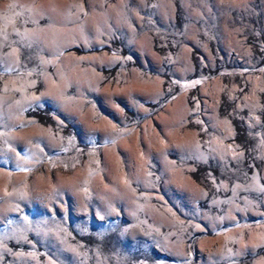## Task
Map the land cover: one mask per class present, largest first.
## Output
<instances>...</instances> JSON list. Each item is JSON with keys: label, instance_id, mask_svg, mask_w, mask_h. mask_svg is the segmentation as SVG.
<instances>
[{"label": "rangeland", "instance_id": "rangeland-1", "mask_svg": "<svg viewBox=\"0 0 264 264\" xmlns=\"http://www.w3.org/2000/svg\"><path fill=\"white\" fill-rule=\"evenodd\" d=\"M0 264H264V0H0Z\"/></svg>", "mask_w": 264, "mask_h": 264}]
</instances>
